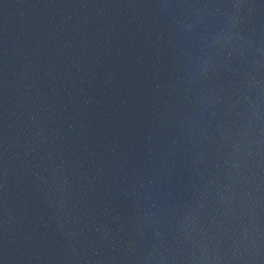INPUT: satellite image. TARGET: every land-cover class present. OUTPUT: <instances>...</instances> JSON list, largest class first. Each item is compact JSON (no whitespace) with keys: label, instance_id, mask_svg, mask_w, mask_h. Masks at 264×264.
<instances>
[{"label":"water","instance_id":"obj_1","mask_svg":"<svg viewBox=\"0 0 264 264\" xmlns=\"http://www.w3.org/2000/svg\"><path fill=\"white\" fill-rule=\"evenodd\" d=\"M0 264H264V0H0Z\"/></svg>","mask_w":264,"mask_h":264}]
</instances>
